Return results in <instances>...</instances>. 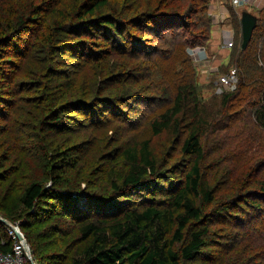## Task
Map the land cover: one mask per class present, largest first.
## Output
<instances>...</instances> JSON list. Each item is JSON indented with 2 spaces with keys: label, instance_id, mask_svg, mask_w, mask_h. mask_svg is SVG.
<instances>
[{
  "label": "trees",
  "instance_id": "trees-1",
  "mask_svg": "<svg viewBox=\"0 0 264 264\" xmlns=\"http://www.w3.org/2000/svg\"><path fill=\"white\" fill-rule=\"evenodd\" d=\"M208 3L187 0L184 7V0H0V138L9 151L7 159L22 165L28 156L37 158L40 148L27 143L25 131L33 126L31 137L42 142L37 123L44 135L55 136L115 126L126 130L127 140L112 150L125 164L121 183L113 170L101 171L110 176L117 197L84 195L89 202L82 210L78 197L83 196H73L76 209L64 200L71 194L62 196L40 181L19 187L21 205L36 219L45 222L56 209L51 201L57 200V208L77 223L81 243L72 256L75 264H189L203 255L217 264L219 253L214 257L215 249L205 252L214 220L245 229L237 239L240 245L244 240L251 245L237 252L254 254L251 260L241 255L222 264H264V161L250 171L253 178H233L229 195L222 193L225 199L217 202L219 181L209 177L214 162L205 165L202 141L210 133L221 146L231 143L227 155L233 174L242 158L264 155V8L255 12L257 25L246 48L242 38L235 45L234 30L238 88L210 103L202 100L187 51L210 39ZM233 16L239 29L240 17L233 12L231 25ZM99 60L103 65L94 66ZM96 69L103 79L93 78ZM159 79H166V85L156 87ZM141 82L150 87L148 93ZM30 88L46 94L41 96L48 110L26 127L16 115L29 97H38L29 96ZM146 105L153 109L147 116L142 109ZM143 128L149 137L142 135ZM161 134L178 148L183 161L170 170L159 164L151 148V137ZM77 143L75 155L59 151L50 156L44 178L58 185L62 173L92 159L93 143ZM250 148L254 151L238 162L239 150ZM0 211L12 217L5 205L0 204ZM11 248L0 221V253Z\"/></svg>",
  "mask_w": 264,
  "mask_h": 264
},
{
  "label": "rangeland",
  "instance_id": "rangeland-1",
  "mask_svg": "<svg viewBox=\"0 0 264 264\" xmlns=\"http://www.w3.org/2000/svg\"><path fill=\"white\" fill-rule=\"evenodd\" d=\"M212 0H209L207 7L208 8ZM216 1V0H213ZM186 7L187 0H184ZM130 5V2L127 3V6ZM248 7V6H247ZM247 10L253 14H255V9L243 8V10ZM183 12V11H182ZM230 14L234 12L230 9ZM180 13V12H178ZM184 13V12H183ZM237 14L236 12H234ZM210 17V16H209ZM232 25L231 20H227L223 25L217 26L214 25L211 19L212 26L210 32V39L204 43L203 45H195L193 47H187L188 54L192 60L193 65L196 70L194 73V80L196 79L198 83V88L201 92L202 100L206 102H218V100H211L212 98H220L222 93L230 92L236 90L238 88V82L232 89L227 90H219L217 87V78L220 74L225 73L230 67L237 68L235 62L232 63L233 57L236 53H234V47L226 46L224 42L225 36H223V30H232L234 32L237 31V39L236 44L240 45L241 35V27L238 29L236 26L237 23H234L235 16L232 17ZM230 21V22H229ZM241 26V21H239ZM27 36H30L28 34ZM222 36V37H221ZM101 64V61H97L94 66ZM103 63L101 64V66ZM69 67V66H67ZM98 68V67H97ZM99 69H96L93 74V78H98V76L102 78V73L98 74ZM87 79H85L86 81ZM160 80V79H159ZM212 80H215L214 83ZM141 81V80H139ZM166 79H161L160 81H156V87H159L162 84H165ZM100 83V82H98ZM142 83V82H141ZM142 88H145V92L148 93L150 91V87L147 86V83H142ZM166 85V84H165ZM98 87V86H96ZM147 89V91H146ZM142 90V89H140ZM168 90H171L168 88ZM29 96L38 95V97H29V100L23 102L21 111L16 115L17 121L23 124H27L29 127L32 126L33 118L34 122L40 121L44 114V110H48V105L40 94L39 89H29ZM95 93H93V96ZM220 95V96H219ZM47 106V107H46ZM149 105L146 107H142L145 110V116H147L150 112L149 110H153L149 108ZM26 125V127H27ZM31 129H26L27 134V143L32 146H37L40 148L37 158L33 156L30 158L28 156V161L20 165L17 160L7 159V155L9 151L6 149V146L2 145L3 138H0V204L5 205V209H9L12 217L4 216L5 213L0 211V221L5 224V226H19L26 242L28 243L33 256V264H75L72 258L73 254H75L79 244L81 243L80 236L77 232V223L69 217L65 211H61L57 208V200L51 201L52 205L55 204L54 213L48 217L45 222H41V220L36 219V217L32 216L30 212L26 210L25 207L21 205L20 202V191L19 187L21 184H27L32 181H40L43 184L44 188L56 189L58 194H71V198L64 200L71 205V208L76 207V209H80L79 206L75 204V198L73 196H83L78 197L80 202V206L85 208L88 205V200L85 196L97 198L101 197L102 194H110L113 197H117L115 191L110 187V176L105 175V172H101L107 169L113 170V176L115 181L121 183L122 178L125 173V164H123L122 158L119 155V152L113 154L112 150L114 147L119 145V142L126 141L127 137L125 134V128L122 127H110V129L105 131H100L98 129H94L92 134L89 133H69L70 135L62 134L61 136H55L46 134L44 135L40 128H38V123L36 125L37 135L41 136L42 142H39L35 138L31 137L34 135ZM145 130V128H143ZM210 129L207 130L209 132ZM210 133H206V136L203 137L202 141L205 146L206 151V161L205 165L214 162V166L208 172L211 180L218 179L219 184L217 183L218 197L217 202L224 197L225 194L229 195V191L232 189L231 185L233 178L243 176V180L249 179V177L253 178V174L250 171L254 168H260L263 164H260L264 161V155L258 154L254 158L247 159L244 157L249 152L254 151L253 148L245 150L241 152L239 150V156L237 161L241 159L240 164L235 167H238L233 174L231 166V161H229V156L227 155L228 149L232 146L231 143H228L226 147L221 146L220 143H215V137L209 136ZM142 135L145 137H149L150 133L143 131ZM167 135L161 134L159 136L151 137V148L153 153L158 160L159 164H163V168L170 170L178 163H182V159L179 154L178 148H174L173 145H170L167 141ZM84 140V141H83ZM93 143V157L85 163H82L78 166V168L74 169L69 173H62L61 180L58 185H54L53 182L43 177L44 171H47L48 164H50V156L54 157L59 154V151L72 153L75 155L74 144L77 142V145L82 144L85 145L84 142ZM261 152V150H258ZM79 154V153H76ZM236 156H233L232 159H236ZM119 157V158H118ZM218 165V167H217ZM113 168V169H111ZM235 169V168H234ZM111 172V171H110ZM260 176V175H259ZM228 180V181H227ZM227 181V183H226ZM215 185V181H213ZM55 188H54V186ZM79 188L85 190L86 193L80 192L77 195L74 188ZM251 190V188H247L246 191ZM232 191V190H231ZM55 192V191H54ZM222 195V193H224ZM85 195V196H84ZM222 195V197H220ZM63 196V195H62ZM225 198H223L224 200ZM117 200V198L115 199ZM50 205V204H48ZM215 206L217 203L214 204ZM50 207V206H49ZM22 225V228H21ZM211 236L208 239L209 246L206 247L205 252H210V250L215 249L214 257L217 252L220 255L217 264H222L225 260L233 261L235 258H241L244 255L248 256L251 260L254 254L237 252V250H242L243 248H249L251 243L247 240L245 241V245H240L239 240L237 238L241 237V233L244 232L245 229H241L238 224L233 225L226 224L220 222L218 220H214L211 223ZM211 242L214 243L211 244ZM234 244V245H233ZM250 244V245H249ZM248 246V247H247ZM236 248L232 250V248ZM255 248V247H254ZM208 254V253H207ZM237 254V255H236ZM255 261L253 259L252 263ZM189 264H211L209 260H207L204 255L198 257L193 260Z\"/></svg>",
  "mask_w": 264,
  "mask_h": 264
},
{
  "label": "built area",
  "instance_id": "built-area-1",
  "mask_svg": "<svg viewBox=\"0 0 264 264\" xmlns=\"http://www.w3.org/2000/svg\"><path fill=\"white\" fill-rule=\"evenodd\" d=\"M248 6V7H247ZM243 8L255 9V11L264 8V0H216L211 1L208 14L214 25H223L231 17L230 9L240 14ZM224 42L226 46H232L234 32L232 30H223ZM238 80V71L231 68L226 73L220 74L217 78V87L219 90L232 89ZM6 231L12 240V248L7 253H0V264H33L32 251L26 242L19 226H7Z\"/></svg>",
  "mask_w": 264,
  "mask_h": 264
},
{
  "label": "water",
  "instance_id": "water-1",
  "mask_svg": "<svg viewBox=\"0 0 264 264\" xmlns=\"http://www.w3.org/2000/svg\"><path fill=\"white\" fill-rule=\"evenodd\" d=\"M257 15L247 10L241 12V35H242V48H246L248 42L251 40L253 30L257 25Z\"/></svg>",
  "mask_w": 264,
  "mask_h": 264
},
{
  "label": "crops",
  "instance_id": "crops-1",
  "mask_svg": "<svg viewBox=\"0 0 264 264\" xmlns=\"http://www.w3.org/2000/svg\"><path fill=\"white\" fill-rule=\"evenodd\" d=\"M222 37V36H221Z\"/></svg>",
  "mask_w": 264,
  "mask_h": 264
}]
</instances>
